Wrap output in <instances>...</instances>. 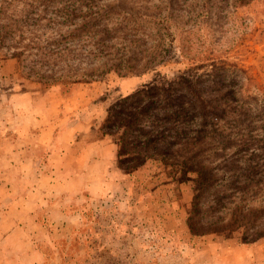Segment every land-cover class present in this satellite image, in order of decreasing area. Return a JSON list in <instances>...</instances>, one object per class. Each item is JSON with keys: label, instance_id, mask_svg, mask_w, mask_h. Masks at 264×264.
I'll use <instances>...</instances> for the list:
<instances>
[{"label": "rangeland", "instance_id": "374dc122", "mask_svg": "<svg viewBox=\"0 0 264 264\" xmlns=\"http://www.w3.org/2000/svg\"><path fill=\"white\" fill-rule=\"evenodd\" d=\"M0 264H264V0H0Z\"/></svg>", "mask_w": 264, "mask_h": 264}]
</instances>
